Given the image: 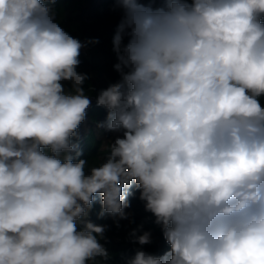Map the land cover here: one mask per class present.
<instances>
[{
	"label": "clouds",
	"instance_id": "9594fccd",
	"mask_svg": "<svg viewBox=\"0 0 264 264\" xmlns=\"http://www.w3.org/2000/svg\"><path fill=\"white\" fill-rule=\"evenodd\" d=\"M160 2L115 0L120 79L96 104L118 135L89 167L77 68L99 41L61 27L56 0H0V264L107 260L88 217L99 195V218L129 219L133 185L170 247L126 264H264V0Z\"/></svg>",
	"mask_w": 264,
	"mask_h": 264
},
{
	"label": "trees",
	"instance_id": "16d2710c",
	"mask_svg": "<svg viewBox=\"0 0 264 264\" xmlns=\"http://www.w3.org/2000/svg\"><path fill=\"white\" fill-rule=\"evenodd\" d=\"M142 2L153 8L163 6L160 0H142ZM50 7L55 10L56 19L61 27L70 35L82 42L92 39L99 41L96 44H88L81 50L79 57L81 63L77 68L78 72L85 73L89 77L84 84L86 94L89 97H96L101 89L120 79L119 73L114 68L118 61L113 51L112 39L122 18V10L118 8L115 0H56V3ZM126 40L127 38L125 42ZM65 86L70 87V84L66 82ZM259 99L264 105V97ZM106 116L107 111L97 106L96 102H92L87 110V118L78 130L79 149L82 152L79 159L87 160L89 167L107 156L108 153L102 150L103 146L118 135L97 127L98 123L105 121ZM130 191L132 192L128 197L130 207L125 211L131 215L129 219L119 220V226L109 216L99 218L101 204L99 195L96 196L88 219L96 225L107 226L100 243L110 254L107 260L97 258L98 264H126L137 250L157 256L169 250L170 246L163 238L161 227L154 222V216L145 211L144 203L139 200V191L136 190L135 185ZM138 226H142L141 232H151L150 244L139 245L133 242L130 233Z\"/></svg>",
	"mask_w": 264,
	"mask_h": 264
},
{
	"label": "built area",
	"instance_id": "2783aa9c",
	"mask_svg": "<svg viewBox=\"0 0 264 264\" xmlns=\"http://www.w3.org/2000/svg\"><path fill=\"white\" fill-rule=\"evenodd\" d=\"M92 102H96V97H90ZM104 110H106L104 107H102ZM107 111V110H106Z\"/></svg>",
	"mask_w": 264,
	"mask_h": 264
}]
</instances>
